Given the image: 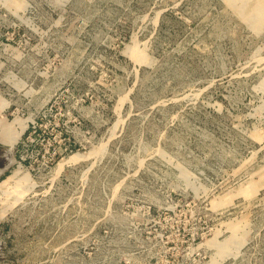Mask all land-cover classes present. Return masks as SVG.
Wrapping results in <instances>:
<instances>
[{
    "label": "rangeland",
    "instance_id": "obj_1",
    "mask_svg": "<svg viewBox=\"0 0 264 264\" xmlns=\"http://www.w3.org/2000/svg\"><path fill=\"white\" fill-rule=\"evenodd\" d=\"M8 164L0 264H264V0H0Z\"/></svg>",
    "mask_w": 264,
    "mask_h": 264
},
{
    "label": "bare ground",
    "instance_id": "obj_2",
    "mask_svg": "<svg viewBox=\"0 0 264 264\" xmlns=\"http://www.w3.org/2000/svg\"><path fill=\"white\" fill-rule=\"evenodd\" d=\"M19 136H20V134H17V133H14V132H9L8 133V136L6 137V139H7V142H10L11 144L12 143H15V142H17L18 141V139H19ZM1 170V169H0ZM18 172L19 171H15L12 175H10L9 176V178L7 179V180H4L2 183H4V184H7L8 182H9V180L10 179H12V178H14V177H17L16 176V174H18ZM23 178H25V176L24 177H22V178H20V180H18V182H21V180H23ZM15 179V178H14ZM13 179V180H14ZM11 181V180H10ZM24 188V187H23ZM15 193H20V191H21V189H18V188H15ZM19 195V194H18ZM14 196H16V195H14ZM16 201V200H15Z\"/></svg>",
    "mask_w": 264,
    "mask_h": 264
},
{
    "label": "water",
    "instance_id": "obj_3",
    "mask_svg": "<svg viewBox=\"0 0 264 264\" xmlns=\"http://www.w3.org/2000/svg\"><path fill=\"white\" fill-rule=\"evenodd\" d=\"M9 166H10V164H8L7 166H5L4 168H0L1 170H0V175L2 174V173H4L8 168H9Z\"/></svg>",
    "mask_w": 264,
    "mask_h": 264
}]
</instances>
